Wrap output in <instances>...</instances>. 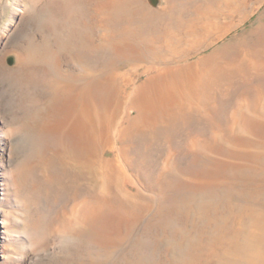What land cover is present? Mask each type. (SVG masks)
I'll list each match as a JSON object with an SVG mask.
<instances>
[{
  "label": "rangeland",
  "instance_id": "374dc122",
  "mask_svg": "<svg viewBox=\"0 0 264 264\" xmlns=\"http://www.w3.org/2000/svg\"><path fill=\"white\" fill-rule=\"evenodd\" d=\"M263 253L264 0H0V264Z\"/></svg>",
  "mask_w": 264,
  "mask_h": 264
},
{
  "label": "bare ground",
  "instance_id": "6f19581e",
  "mask_svg": "<svg viewBox=\"0 0 264 264\" xmlns=\"http://www.w3.org/2000/svg\"><path fill=\"white\" fill-rule=\"evenodd\" d=\"M81 2H82V1H81ZM138 3H139V1H138ZM132 4H133V3H132ZM80 5H81L80 2L75 3V11L80 10ZM78 6H79V7H78ZM90 7H91V6H90ZM136 7H137V6H136ZM92 8H93V7H92ZM167 10H168V8H167ZM131 12H132V11H131ZM128 16H129V15H128ZM130 16H131V15H130ZM158 16H159V15H158ZM110 17H111V16H110ZM64 18H65V17H64ZM101 19H102V18H101ZM71 20H72V19H71ZM74 20H75V19H74ZM159 20H160V19H159ZM119 21H120V20H119ZM63 22H64V21H63ZM11 23H12V22H11ZM65 23H66V21H65ZM63 24H64V23H63ZM138 24H139V23H138ZM104 25H105V24H104ZM10 26H11V24H9V25H7V26L5 27V29L3 30V33H2V37H5V34L8 32ZM169 26H170V25H169ZM59 27H60V26H59ZM76 27H77V26H76ZM156 27H157V26H156ZM63 28H64V27H63ZM126 28H128V27H126ZM171 29H172V28H171ZM75 30H76V29H75ZM80 30H81V29H80ZM127 30H128V29H127ZM130 31H131V30H130ZM132 31H133V29H132ZM163 31H164V30L162 29L161 32H163ZM58 33H59V35H60V32H58ZM138 33H139V32H138ZM159 33H160V32H159ZM160 34H161V36H162L163 33H160ZM165 34H166V33H165ZM55 35H56V34H55ZM55 35H53V37H55ZM111 35H112V34H111ZM122 35H123V34H122ZM66 36H67V35H66ZM163 36H164V35H163ZM57 37H59V36H57ZM67 37H68V36H67ZM166 37H167V36H166ZM55 38H56V37H55ZM59 38H61V36H60ZM122 38H123V37H122ZM132 38H133V37H132ZM144 38H145V37H144ZM155 38H156V37H155ZM158 38H159V35H158ZM168 38H169V37H168ZM46 39H47V38H46ZM84 39H85V37H84ZM113 39H114V38H113ZM174 39H175V38H174ZM32 40H33V39H32ZM32 40H31V41H32ZM44 40H45V38H44ZM67 40H68V38L66 39V42H67ZM116 40H117V39H116ZM164 40H165V39H164ZM164 40H162V41H164ZM70 41H71V40H70ZM141 41H142V40H141L139 37L133 39V43H134V44H137V43L140 44ZM147 41H148V40H147ZM157 41H158V40H157ZM165 41H166V40H165ZM66 42H65V43H66ZM149 42H150V41H149ZM166 42H167V41H166ZM115 43H116V42H115ZM133 43H132V44H133ZM164 43H165V42H164ZM178 43H179V42H178ZM112 44H113V43H112ZM112 44H111L110 46L113 47ZM144 44H145V43H144ZM157 44H159V43H157ZM33 45H34V44H33ZM38 45H39V44H38ZM64 45H65V44H64ZM66 45H67V44H66ZM159 45H160V44H159ZM47 46H48V45H47ZM114 46H115V44H114ZM121 46H123V45H121ZM126 46H127V45L125 44V47H126ZM128 46H129V45H128ZM26 47H27V46H26ZM33 47H34V46H33ZM33 47H32V48H33ZM104 47H105V46H104ZM115 47H116V46H115ZM149 47H150V46H149ZM34 48H36V46H35ZM65 48H66V46H65ZM119 48H120V47H119ZM133 48H134V47H133ZM136 48H137V47H136ZM147 48H148V47H147ZM147 48H146V50H148ZM159 48H160V47H159ZM163 48H164V47H163ZM38 49H39V48H38ZM101 49H102V48H101ZM112 49H113V48H112ZM122 49H123V48H122ZM122 49H121V50H122ZM151 49H153V46L151 47ZM40 50H41V49H40ZM113 50H114V49H113ZM137 50H138V48H137ZM29 51H31V50H29ZM29 51H28V52H29ZM45 51H46V50H44V53H45ZM118 51H119V50H118ZM131 51H133V50L131 49ZM158 51H159V50H158ZM33 52H34V51H33ZM37 52H38V51H37ZM46 52H47V51H46ZM120 52H121V51H120ZM134 52H135V51H134ZM143 52H144V51H143ZM150 52H151V51H150ZM150 52H149V53H150ZM52 53H53V52H52ZM124 53H125V52H124ZM144 53H145V52H144ZM144 53H143V54H144ZM118 54H119V53H118ZM122 54H123V53H121V55H122ZM133 54H134V53H133ZM139 54H140V53H139ZM155 54H156V53H155ZM155 54H154V55H155ZM35 55H36V54H35ZM35 55H34V56H35ZM130 55H131V54H130ZM123 56H124V55H123ZM127 56H128V55H127ZM135 57H136V56H135ZM138 57H139V56H138ZM130 58H131V56H130ZM149 58H150V57H149ZM137 59H138V58H137ZM137 59H136V63H135V64H137ZM159 59H160V57H159ZM131 60H132V59H131ZM133 60H134V58H133ZM155 60H156V59H155ZM146 61H147V60H146ZM174 62H175V61H174ZM132 63H133V61H132ZM139 63H140V61H139ZM142 63H143V62H142ZM147 63H148V62H147ZM169 64H170V62H169ZM177 64H178V63H177ZM180 64H182V63H180ZM188 64H189V63H188ZM152 65H153V64H152ZM154 65H155V64H154ZM166 65H167V64H166ZM157 66H158V65H157ZM170 66L172 67V65H170ZM173 66H174V65H173ZM171 67H170V68H171ZM185 67H186V66H185ZM194 67H195V66H194ZM178 68H179V67H178ZM182 68H183V67H182ZM59 69H60V68H59ZM172 69H173V68H172ZM172 69H171V70H172ZM186 69H187V68H186ZM188 69H189V68H188ZM192 69H193V68H192ZM162 70H163V71H162ZM171 70H170V71L167 70V71H168V72H171ZM174 70H175V69H174ZM176 70H177V69H176ZM55 71H56V70H55ZM65 71H66V70H65ZM164 71H166V69H165V70H164V69H159V71H158L159 73H158V74H161V73L164 72ZM167 71H166V72H167ZM172 71H173V70H172ZM185 71H186V70H184L182 73H184ZM57 72H58V71H57ZM62 72H63V71H62ZM168 72H167V74H168ZM178 72H179V71H178ZM188 72H189V71H188ZM54 73H56V72H54ZM54 73H53V74H54ZM66 73H67V72H66ZM66 73H65V74H66ZM68 73H69V72H68ZM71 73H72V72H71ZM71 73H70V74H71ZM86 73H87V72H86ZM171 73H173V72H171ZM185 73H186V72H185ZM56 74H57V73H56ZM58 74H59V73H58ZM63 74H64V72H63ZM70 74H69V76H71ZM82 74H83V73H82ZM164 74H165V73H164ZM189 74H190V73H189ZM50 75L52 76V74H50ZM59 75H60V74H59ZM168 75H169V74H168ZM175 75H176V74H175ZM73 76H74V75H73ZM82 76H83V75H82ZM91 76H92V74H91ZM99 76H100V75H99ZM183 76H186V75L184 74ZM62 77H63V76H62ZM75 77H77V76H74L73 78H75ZM177 77H178V76H177ZM54 78H55V77H54ZM54 78H53V80H54ZM66 78L69 79L70 77H67V74H66ZM78 78H79V77H78ZM80 78H81V77H80ZM84 78H85V77H84ZM160 78H161V76H160ZM45 79H46V78H45ZM50 79H51V78H50ZM163 79H164V77H163ZM170 79H171V78H170ZM56 80H57V79H56ZM63 80H64V79H63ZM66 80H67V79H66ZM69 80H70V79H69ZM166 80H167V79H166ZM173 80H175V79H173ZM50 81H51V80H50ZM67 81H68V80H67ZM74 81H75V79H74ZM74 81H73V84H71V83H70V84H71V85H74ZM98 81H99V80H98ZM147 81H148V80H147ZM152 81H153V86H154V87H156V88H162V87H164V84H163V83H164V80H162L163 83H162L161 81L159 82L158 79H157V77H156V78H154V79H151V80L149 81V83L151 84ZM175 81H177V78H176ZM68 82H69V81H68ZM168 82H169V81H168ZM168 82H167V83H168ZM181 82H182V81H180V83H181ZM50 83H51V82H50ZM50 83H49V84H50ZM64 83H65V82H64ZM82 83H83V82H82ZM93 83H94V82H93ZM98 83H99V82H98ZM147 83H148V82H147ZM53 84H55V82H54ZM53 84H52V85H53ZM65 84H66V83H65ZM171 84H172V83H171ZM182 84H183V83H182ZM191 84H192V83H191ZM68 85H69V84H68ZM79 85H80V84H79ZM86 85H87V84H86ZM101 85H102V84H101ZM101 85H100V86H101ZM168 85L170 86V84H168ZM174 85H175V84H174ZM64 86H65V85H64ZM66 86H67V85H66ZM87 86H88V85H87ZM102 86H103V85H102ZM153 86L150 85V89H151L152 91L155 92V88H154ZM53 87H55V86H53ZM84 87H85V86H84ZM171 87H172V85H171ZM69 88H70V87H69ZM87 88H88V87H87ZM175 88H176V87H175ZM177 88H178V87H177ZM179 88H180V87H179ZM67 89H68V88H67ZM168 89H169V88H168ZM171 89H174V88L172 87ZM56 90H57V87H56ZM86 90H87V89H86ZM101 90H102V88H101ZM139 90H140V89H139ZM142 90H143V89H142ZM162 90H163V89H162ZM175 90H176V89H175ZM112 91H113V90H112ZM140 91H141V90H140ZM166 91H168V90H166ZM169 91H170V90H169ZM173 91H174V90H173ZM173 91H172V93H173ZM177 91H178V90H177ZM188 91H189V90H188ZM57 92H60V91L58 90ZM69 92H70V91H69ZM101 92H102V91H101ZM156 92H158V91H156ZM179 92H180V91H179ZM161 93H162V92H161ZM164 93H165V92H164ZM164 93H162V95H158L159 98H160L161 96H163ZM167 93H168V92H167ZM169 93H170V92H169ZM174 93H175V92H174ZM176 93H177V92H176ZM180 93H181V92H180ZM67 94H68V93H67ZM148 94L150 95V97H149L150 100H151V99H155V98H154V95H153L152 93L148 92ZM165 94H166V93H165ZM192 94H193V93H192ZM100 95H101V94H100ZM173 95H174V94H173ZM58 96H59V95H58ZM96 96H97V95H96ZM106 96H107V95H106ZM140 96H141V95H140ZM146 96H148V95H145V97H146ZM177 96H178V95H177ZM170 97H171V96L169 95V98H170ZM173 97H174V96H173ZM189 97H190V96H189ZM58 98H59V97H58ZM102 98H103V97H102ZM139 98H140V97H139ZM147 98H148V97H147ZM166 98H167V97H166ZM175 98H176V96H175ZM175 98H173V99H175ZM185 98H186V97H185ZM103 99H106V98H103ZM163 99H164V97L161 98V100H163ZM170 99H171V98H170ZM58 100H59V99H58ZM77 100H78V97H77ZM77 100H76V101H77ZM81 100H82V99H81ZM84 100H85V99H84ZM101 100H102V99H101ZM107 100H108V99H107ZM107 100H106V103H107ZM120 100H121V99H120ZM139 100H140V99H139ZM145 100H146V99H145ZM148 100H149V99H148ZM148 100H147V101H148ZM176 100H177V99H176ZM96 101H97V100H96ZM118 101H119V99H118ZM140 101H141V100H140ZM174 101H175V100H174ZM79 102H80V101H79ZM114 102H115V101H114ZM122 102H123V101H122ZM171 102H172V101H171ZM176 102H177V101H176ZM71 103H72V102H71ZM110 103H111V102H109L108 104H110ZM148 103H149V102H148ZM148 103H147V104H148ZM154 103H155V102H154ZM162 103H163V102H162ZM174 103H175V102H174ZM174 103H172V104L175 105ZM85 104H86V103H85ZM142 104H143V103H142ZM182 104H183V103H182ZM74 105H75V103H74ZM76 105H77V104H76ZM115 106H116V105H115ZM183 106H184V105H183ZM74 107H76V106H74ZM86 107H87V106H86ZM140 107H141V106H140ZM155 107H156V106H155ZM175 107H176V106H175ZM76 108H77V107H76ZM136 108H137V107H136ZM144 108H146V107H144ZM149 108H150V107H149ZM149 108H147V109L149 110ZM151 108H152V107H151ZM151 108H150V110H151ZM66 109H67V108H66ZM78 109H79V108H77V109H75V110H78ZM81 109H82V108H81ZM85 109H86V108H85ZM85 109H84V107H83V110H85ZM75 110L73 109V111H75ZM155 110H157V109H155ZM69 111H70V109H69ZM144 111H145V110H144ZM157 111H158V110H157ZM70 112H71V111H70ZM77 112H81V111L79 110V111H77ZM77 112H76V113H77ZM98 112H99V111H98ZM115 112H116V111H115ZM119 112H120V111H119ZM130 112H131V111H130ZM145 112H147V114H148V112H150V111H145ZM151 112H152V111H151ZM153 112H154V111H153ZM74 113H75V112H74ZM74 113H72V115H73ZM154 113H155V112H154ZM156 113H157V112H156ZM163 113H164V112H163ZM77 114H78V113H77ZM77 114H76V115H77ZM97 114H98V113H97ZM102 114H103V113H102ZM145 114H146V113H145ZM159 114H160V113H159ZM67 115H68V114H67ZM70 115H71V113H70ZM72 115H71V117H72ZM79 115H80V114H79ZM89 115H90V114H89ZM91 115H92V111H91ZM105 115H106V114H105ZM109 115H110V114H109ZM151 115H152V113H151ZM151 115L149 114L148 116H151ZM86 116H87V115H86ZM92 116H94V114H93ZM107 116H108V115H107ZM67 117H69V116H67ZM74 117H75V116H74ZM151 117H152V116H151ZM153 117H154V116H153ZM162 117H163V116H162ZM72 118H73V117H72ZM75 118H78V117H75ZM88 118H90V117H87V119H88ZM91 118H92V117H91ZM93 118H94V117H93ZM146 118H149V117L146 116ZM163 118H164V117H163ZM73 119H74V118H73ZM87 119H86V120H87ZM156 119H157V118H156ZM74 120H75V119H74ZM79 120H80V119H79ZM86 120H85V117H84V121H86ZM84 121H83V122H84ZM87 121H88V120H87ZM89 121H90V120H89ZM92 121H93V120H92ZM99 121H100V120H99ZM73 122H74V121H73ZM80 122H81V121H80ZM95 122H96V121H95ZM95 122H94V123H95ZM102 122H103V121H102ZM78 124H79V122H78ZM81 124H82V123H81ZM83 124H84V123H83ZM88 124H89V123H88ZM75 125H76V124H75ZM79 125H80V124H79ZM140 125H141V124H140ZM83 126H84V125H83ZM86 126H87V125H86ZM91 126H92V125H91ZM91 126H90V127H91ZM80 127H81V126H80ZM106 127H107V126H106ZM141 127H142V126H141ZM84 128H85V127H84ZM80 129L82 130V128H80ZM92 129H93V128H92ZM92 129H91V130H92ZM93 130L96 131V129H93ZM93 130H92V131H93ZM108 130H109V129H108ZM87 131H88V130H87ZM97 132H98V131H97ZM140 132H141V131H140ZM81 133H82V132H80V135H81ZM88 133H89V132H88ZM141 133H142V132H141ZM89 134H90V133H89ZM138 134H139V133H138ZM83 135H84V133H83ZM87 135H88V134H87ZM95 137H97V136L95 135ZM88 139H89V138H88ZM96 140H97V139H96ZM91 142H92V141H91ZM78 143H80V142H78ZM86 145H87V144H86ZM82 146H83V145H82ZM91 146H92V145H91ZM95 146H96V145H95ZM79 147H81V146H79ZM81 148H82V147H81ZM83 148H84V147H83ZM187 150H188V149H187ZM119 151H120V150H119ZM80 152H81V151H80ZM82 152H84V151H82ZM90 154H91V153H90ZM90 154H89V155H90ZM92 155H93V153H92ZM79 157H80V156H79ZM89 159H90V158H89ZM117 161H118V160H117ZM117 166H118V165H117ZM193 176H194V175H193ZM198 177H199V176H198ZM188 188H189V187H188ZM127 194H128V193H127ZM250 250H251V249H250ZM256 254H257V253H256ZM263 254H264V253H263ZM247 255H248V254H247Z\"/></svg>",
  "mask_w": 264,
  "mask_h": 264
},
{
  "label": "water",
  "instance_id": "95a60500",
  "mask_svg": "<svg viewBox=\"0 0 264 264\" xmlns=\"http://www.w3.org/2000/svg\"><path fill=\"white\" fill-rule=\"evenodd\" d=\"M152 1V4L154 5V6H156V4H157V0H151Z\"/></svg>",
  "mask_w": 264,
  "mask_h": 264
}]
</instances>
